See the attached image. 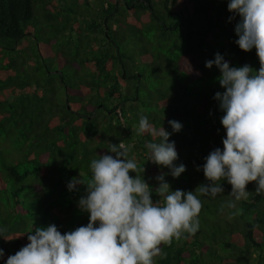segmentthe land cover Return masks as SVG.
<instances>
[{
  "label": "trees",
  "instance_id": "trees-1",
  "mask_svg": "<svg viewBox=\"0 0 264 264\" xmlns=\"http://www.w3.org/2000/svg\"><path fill=\"white\" fill-rule=\"evenodd\" d=\"M230 15L227 0H0V228L12 238H0V264L36 227L63 234L88 223L77 207L86 186L66 185L86 184L111 143L129 147L157 186L168 169L148 161L146 144L158 138L137 134L142 115L169 132V120L183 124L170 140L186 171L166 176L172 189L207 183L197 166L223 147L225 130L213 99L220 73L205 61L219 52L232 66L260 67L255 49L234 43ZM222 186L200 197L198 231L161 243L153 264H264V191L250 182L234 201Z\"/></svg>",
  "mask_w": 264,
  "mask_h": 264
},
{
  "label": "clouds",
  "instance_id": "clouds-1",
  "mask_svg": "<svg viewBox=\"0 0 264 264\" xmlns=\"http://www.w3.org/2000/svg\"><path fill=\"white\" fill-rule=\"evenodd\" d=\"M227 10L228 21H236L234 43L244 52L255 49L260 67L232 66L219 52L205 61L206 68L215 66L220 73L217 81L223 91L213 99L223 113L220 123L225 130L223 147L214 148L197 166L207 183L192 191L172 189L166 176L176 179L186 171L185 164L174 163L179 157L175 141L170 140L183 124L169 120V132L142 115L137 134L158 138L146 144L148 161L168 169L155 177L157 186L144 178V166L138 167L129 157V147L111 143L106 153L91 161L86 184L77 176L66 185L69 192L86 186L77 207L88 214V223L63 234L54 223L36 227L27 235L28 243L4 264H153L161 243L198 231L200 197L224 193L222 181L231 185L234 201L247 198L250 182H256L257 193L264 191V0H227ZM154 193L163 197V203L153 199ZM0 238L12 240L3 228ZM4 256L0 248V259Z\"/></svg>",
  "mask_w": 264,
  "mask_h": 264
},
{
  "label": "rangeland",
  "instance_id": "rangeland-1",
  "mask_svg": "<svg viewBox=\"0 0 264 264\" xmlns=\"http://www.w3.org/2000/svg\"><path fill=\"white\" fill-rule=\"evenodd\" d=\"M35 36L37 38H41V36L38 32H35ZM56 66L58 67V69H67L66 67H64V65H61V63H58Z\"/></svg>",
  "mask_w": 264,
  "mask_h": 264
}]
</instances>
